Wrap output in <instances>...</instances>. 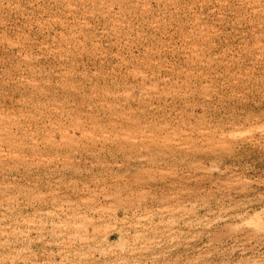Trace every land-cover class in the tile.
Listing matches in <instances>:
<instances>
[{
    "label": "rangeland",
    "instance_id": "obj_1",
    "mask_svg": "<svg viewBox=\"0 0 264 264\" xmlns=\"http://www.w3.org/2000/svg\"><path fill=\"white\" fill-rule=\"evenodd\" d=\"M0 264H264V0H0Z\"/></svg>",
    "mask_w": 264,
    "mask_h": 264
}]
</instances>
